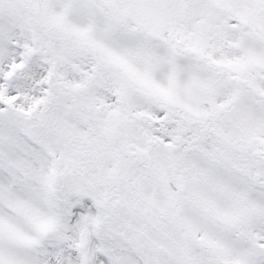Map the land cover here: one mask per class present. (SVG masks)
Instances as JSON below:
<instances>
[{"label": "snow or ice", "instance_id": "snow-or-ice-1", "mask_svg": "<svg viewBox=\"0 0 264 264\" xmlns=\"http://www.w3.org/2000/svg\"><path fill=\"white\" fill-rule=\"evenodd\" d=\"M0 264H264V0H0Z\"/></svg>", "mask_w": 264, "mask_h": 264}]
</instances>
